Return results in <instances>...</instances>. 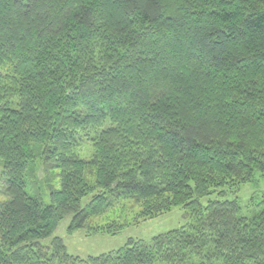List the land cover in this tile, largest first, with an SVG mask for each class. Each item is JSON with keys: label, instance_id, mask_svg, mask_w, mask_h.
<instances>
[{"label": "trees", "instance_id": "trees-1", "mask_svg": "<svg viewBox=\"0 0 264 264\" xmlns=\"http://www.w3.org/2000/svg\"><path fill=\"white\" fill-rule=\"evenodd\" d=\"M0 161V264H264V190L223 198L264 181V0H0Z\"/></svg>", "mask_w": 264, "mask_h": 264}, {"label": "rangeland", "instance_id": "rangeland-1", "mask_svg": "<svg viewBox=\"0 0 264 264\" xmlns=\"http://www.w3.org/2000/svg\"><path fill=\"white\" fill-rule=\"evenodd\" d=\"M2 162L0 161V202L8 199L6 194L5 183L1 176ZM264 190V181L259 177L254 182L243 184L239 189L227 191L223 198L236 197L242 208L246 211L249 209V202L252 196L260 194ZM48 198L45 196L44 202ZM86 198L83 199V202ZM121 206L108 213L107 219H115L119 215ZM137 208L129 211V224L117 234H109L98 232L95 234H87L84 229L68 230L71 216H65L57 225L52 235L42 240L43 243H49L51 237L59 236L62 238L66 249L73 255L86 257L88 255H98L105 253L124 245L129 240L143 239L149 241L154 235L168 231L173 228L180 227L188 222L185 211L180 206L173 207L170 211L159 214L155 217L142 219L137 217ZM106 221V220H105ZM104 222V221H102Z\"/></svg>", "mask_w": 264, "mask_h": 264}]
</instances>
